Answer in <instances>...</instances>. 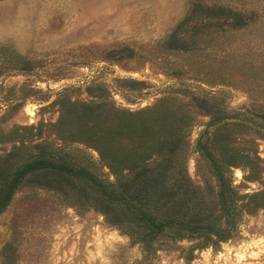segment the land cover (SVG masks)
Listing matches in <instances>:
<instances>
[{
  "label": "rangeland",
  "instance_id": "rangeland-1",
  "mask_svg": "<svg viewBox=\"0 0 264 264\" xmlns=\"http://www.w3.org/2000/svg\"><path fill=\"white\" fill-rule=\"evenodd\" d=\"M199 5L242 15L235 28L207 20L171 42ZM103 102L133 112L158 106L142 120L154 141L174 148L190 202L214 213L215 181L196 144L218 113L207 138L230 165L235 232L201 248L199 239L168 236L145 248L79 179L43 169L27 174L0 211V264H264V0H0V179L45 152L114 182L98 130L72 121ZM165 103L192 109L180 130L171 129ZM123 170L122 181L130 174Z\"/></svg>",
  "mask_w": 264,
  "mask_h": 264
},
{
  "label": "trees",
  "instance_id": "trees-1",
  "mask_svg": "<svg viewBox=\"0 0 264 264\" xmlns=\"http://www.w3.org/2000/svg\"><path fill=\"white\" fill-rule=\"evenodd\" d=\"M192 11L197 13L191 15ZM241 15L240 11L223 5L195 6L189 9L185 21L177 28V32L172 34L171 42L174 39L181 43L178 34L192 30L196 25L200 27L207 20L211 22L209 25H215L219 31H226V26L235 28ZM190 23H194L191 29ZM206 98L212 99L208 96ZM195 99L196 96L192 95L191 105L201 106L194 104ZM162 104L164 102L161 101L157 105ZM157 107L153 105L133 112L115 107L109 108L108 104L103 102L91 106L86 112H79L81 116H76V119L67 112L69 114L67 119L71 116L73 123L82 122L80 127L86 129L83 130L84 132L91 133L98 130L97 134H93L99 137L101 144L99 155L116 176V180L114 182L104 180L63 157L48 156L45 152L36 155L32 153L18 166L10 167L2 175L0 211L9 202L13 191L18 188L27 174L51 169L79 179L92 193L135 228L137 232L130 237L141 243L142 247L146 248L161 236H168L170 239L193 237L199 239L196 245L199 248L228 239L237 228L236 216L239 214V209L235 204L236 191L229 175L230 165L227 166L212 152L207 138L209 127L213 126L221 116L218 113H211L206 128L198 137L196 144V151L207 161L215 181L219 208L214 213L211 208L202 207L200 201L190 202L189 194L194 191L190 178L185 168L176 170L175 150L169 145V140L164 137L158 138L157 141L152 139L153 129L141 117L158 109ZM166 108L168 115L174 119L171 126L173 131L180 130L179 124L185 122V117L192 112V109L177 106L167 105ZM98 125L100 129H95ZM204 136L205 138H202ZM154 156L161 157V160L152 167L149 163ZM120 168L130 173L123 181L119 173ZM175 173L176 176L173 177ZM167 211L171 212L167 213ZM11 243L4 246L3 250Z\"/></svg>",
  "mask_w": 264,
  "mask_h": 264
}]
</instances>
